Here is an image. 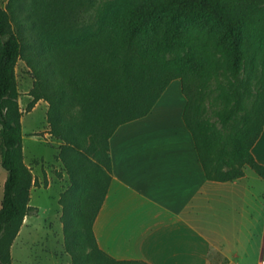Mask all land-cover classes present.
<instances>
[{
  "label": "trees",
  "instance_id": "1",
  "mask_svg": "<svg viewBox=\"0 0 264 264\" xmlns=\"http://www.w3.org/2000/svg\"><path fill=\"white\" fill-rule=\"evenodd\" d=\"M224 63L223 126L241 109L242 75L263 59L264 0H0L1 167L8 172L0 208V264L12 249L31 205L32 169L25 163L16 67L34 76L29 109L49 103L50 134L62 142L59 158L71 186L60 199L66 252L72 264H148L118 260L98 244L95 221L113 180L110 140L126 123L149 115L172 81L187 98L184 121L207 179L229 182L244 166L264 178L253 148L264 131V88L255 119L238 132L234 154L212 149L196 120L194 88L208 71L200 58ZM264 85V76H263Z\"/></svg>",
  "mask_w": 264,
  "mask_h": 264
},
{
  "label": "crops",
  "instance_id": "2",
  "mask_svg": "<svg viewBox=\"0 0 264 264\" xmlns=\"http://www.w3.org/2000/svg\"><path fill=\"white\" fill-rule=\"evenodd\" d=\"M186 107L182 81L174 80L149 115L112 136L113 180L94 224L98 244L115 259L148 264H263L264 178L245 169L240 179L208 180ZM252 151L264 165V131ZM49 257L72 264L70 255Z\"/></svg>",
  "mask_w": 264,
  "mask_h": 264
},
{
  "label": "rangeland",
  "instance_id": "3",
  "mask_svg": "<svg viewBox=\"0 0 264 264\" xmlns=\"http://www.w3.org/2000/svg\"><path fill=\"white\" fill-rule=\"evenodd\" d=\"M8 0H1L6 7ZM199 63L206 68L207 79L194 88L196 120L204 123L210 136L212 149L218 154L222 144L228 147L230 156L234 154L235 140L239 131L255 119L256 107L263 91V59L255 68L242 75L244 85L249 90L242 91L241 109L229 125L223 126L219 113L225 108L220 94L230 77L225 71L224 63L214 64L203 56ZM17 83L20 97L18 99L23 129L24 157L26 165L32 169L34 185L31 189V205L39 208V213L28 216L20 236L12 250L14 257H22L23 264H56L49 256H67L62 223L63 207L60 204L62 194L71 186L67 168L59 158L62 142L50 134L48 111L50 105L41 100L29 109L33 102L30 95L34 87V76L28 63L20 59L16 67ZM1 160V139H0ZM249 174H256L244 166ZM4 177L8 172L0 165V208L4 197ZM3 185V186H2ZM31 256V257H30ZM15 257L14 264H21Z\"/></svg>",
  "mask_w": 264,
  "mask_h": 264
},
{
  "label": "built area",
  "instance_id": "4",
  "mask_svg": "<svg viewBox=\"0 0 264 264\" xmlns=\"http://www.w3.org/2000/svg\"><path fill=\"white\" fill-rule=\"evenodd\" d=\"M263 264H264V261H263Z\"/></svg>",
  "mask_w": 264,
  "mask_h": 264
}]
</instances>
